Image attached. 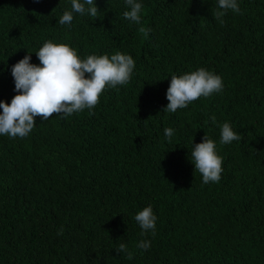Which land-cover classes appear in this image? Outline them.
Listing matches in <instances>:
<instances>
[{"label":"trees","instance_id":"16d2710c","mask_svg":"<svg viewBox=\"0 0 264 264\" xmlns=\"http://www.w3.org/2000/svg\"><path fill=\"white\" fill-rule=\"evenodd\" d=\"M138 2L140 24L124 18L125 0H95L97 17L61 25L71 0H0V101L17 94L12 66L29 53L38 65L47 40L82 59L135 61L93 109L0 135V264H264V0H237L223 24L218 0ZM200 67L223 90L165 112L171 76ZM225 122L240 140L220 143ZM206 134L223 158L219 183H203L191 160ZM149 205L155 235L142 236L134 217Z\"/></svg>","mask_w":264,"mask_h":264},{"label":"clouds","instance_id":"9594fccd","mask_svg":"<svg viewBox=\"0 0 264 264\" xmlns=\"http://www.w3.org/2000/svg\"><path fill=\"white\" fill-rule=\"evenodd\" d=\"M125 2L129 10L123 13L124 18L140 24L142 4L138 0ZM228 10L240 12L237 0H218L217 10L212 15L223 24L222 17ZM98 11L95 0H71V11H65L58 23L70 25L73 12L97 17ZM139 32L147 37L149 29L140 27ZM36 55L40 62L38 65L31 63L29 53L11 68L17 94L11 99V103L0 101V135L24 138L36 126L37 117L48 120L55 114L66 118L73 113L93 109L107 88L126 85L135 68L131 55L116 52L110 57L107 54H93L82 59L70 45L51 40L45 41ZM222 90V78L204 67L182 75L173 74L166 92L169 103L163 110L175 113L201 97L206 98ZM211 120L216 123L215 116ZM220 127L221 144H230L241 139L230 123L225 122ZM173 133L172 128L164 130L169 142ZM191 160L195 170L202 175L203 183H219L223 158L217 154L216 144L207 134L202 142L192 148ZM134 219L142 229V236L149 232L155 235L157 217L150 205L139 211ZM62 234L63 227L58 232V235ZM137 246L147 250L151 247V241L141 240ZM126 251L127 246L124 243L116 248L117 253ZM128 259H132L130 252Z\"/></svg>","mask_w":264,"mask_h":264}]
</instances>
